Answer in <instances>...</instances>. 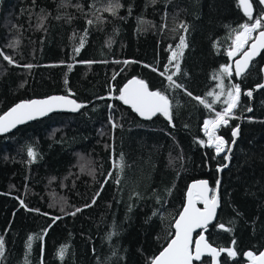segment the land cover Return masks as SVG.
I'll return each mask as SVG.
<instances>
[{
	"label": "trees",
	"instance_id": "trees-1",
	"mask_svg": "<svg viewBox=\"0 0 264 264\" xmlns=\"http://www.w3.org/2000/svg\"><path fill=\"white\" fill-rule=\"evenodd\" d=\"M249 1L259 18L264 8ZM254 19L237 0H0V52L13 60L0 55V113L49 93L82 105L0 135V264L147 263L171 234L187 181L203 177L213 188L222 154L199 125L223 109L233 85L238 105L216 128L226 143L246 109L264 49L240 76L225 49ZM129 76L168 96L171 121L162 113L140 120L118 99ZM249 109L204 230L218 250L236 252H222L219 264H242L264 244V88Z\"/></svg>",
	"mask_w": 264,
	"mask_h": 264
},
{
	"label": "snow or ice",
	"instance_id": "snow-or-ice-1",
	"mask_svg": "<svg viewBox=\"0 0 264 264\" xmlns=\"http://www.w3.org/2000/svg\"><path fill=\"white\" fill-rule=\"evenodd\" d=\"M239 3L243 6L245 15H247L249 20H253V6L249 0H239ZM259 3L264 5V0H259ZM262 21H264V14H261L260 18H255L252 24H242L240 26L242 31H238L235 35L234 47L228 52V56L233 57L237 53H242V58L236 61L235 74L237 76H240L243 70L248 67L249 61L254 56L258 55L261 49H264V23H262ZM89 23H91V21H89ZM257 31L258 35L253 38L252 34ZM250 40L252 41L251 45L245 49V46L249 44ZM184 44V38L181 37L178 47L184 46ZM76 51L78 52L79 49ZM0 55L4 54L0 52ZM175 55L176 54L173 53V58H175ZM4 59L8 60L9 63H13L12 58L9 56L4 55ZM27 67H31V65H27ZM176 67L177 70H179L178 64ZM161 75H163V73H161ZM221 75L231 76L232 71L230 66H222ZM167 79L172 81L175 87H182V85L173 81L172 75H169ZM220 86L223 89V81H221ZM258 87L264 88V84L258 85ZM223 94V91H221V93L217 95V99ZM245 94L251 96L252 92L248 91ZM188 95L192 94L189 92ZM209 95H212V93H209ZM240 95V86L236 84L227 92V99L224 101L227 107L224 108L222 112L216 113V119L206 120L204 122V130L205 134L208 136L209 144H215L217 154L224 150L226 142L222 137L215 135L214 129L221 124H227L225 117L231 114L233 109L237 107ZM118 99L122 100L124 104L130 105L140 116L146 119H151L157 113H162L169 121L172 119L168 96L160 91H149L148 86L142 80H130L128 84L120 89ZM197 99L200 98L197 97ZM200 103L205 104L206 107H211V105L207 104L203 99H200ZM69 105H71V111H76L82 107V105L77 104L74 100L67 99L63 96L21 102L4 115H0V133L8 132L19 124H24L27 121L46 116L58 108L67 107ZM248 111H251V109H248ZM237 134L238 128L233 130V137ZM201 143H203V141H201ZM28 154L29 156L34 155L31 149H29ZM218 185L219 181H217V186ZM209 191L210 189L207 181L195 182L190 186L187 193V204L174 225V238L171 239L167 247H165L158 256L152 259L151 264H194V261H200L202 264V257L205 254L215 261L224 251H227L230 257L236 256V252L231 248L227 250L220 248L218 250L216 247H213L202 233H197L199 238L195 239V241L193 240V232L196 229H205L216 213L218 196L212 195L210 197L208 195ZM198 202L203 204L202 209L196 206ZM77 211H79V209H77ZM74 214L75 213H73V215ZM220 228L225 229V226L221 224ZM225 230L227 231L229 229ZM2 248L3 241L0 239V249ZM61 252H63V249H61ZM245 255L251 261V264H264V252H260L259 255H256L252 251H249L245 253Z\"/></svg>",
	"mask_w": 264,
	"mask_h": 264
},
{
	"label": "water",
	"instance_id": "water-1",
	"mask_svg": "<svg viewBox=\"0 0 264 264\" xmlns=\"http://www.w3.org/2000/svg\"><path fill=\"white\" fill-rule=\"evenodd\" d=\"M237 2H238V6H239L241 12H242L243 14H245L244 9H243V6L240 5L239 0H237ZM249 2H250V1H249ZM256 2H257L262 8H264V5H261V4L259 3V0H256ZM261 14H264V11L261 12V13L259 14V18L261 17ZM262 22H264V21H262ZM252 23H254V21H253ZM239 30H240V29H239ZM239 30H238V31H239ZM238 31H237V32H238ZM258 31H259V30H258ZM258 31H257V32H254V33L252 34V35H253V38H255V37L258 35ZM237 32H236V33H237ZM233 36H234V35H233ZM251 43H252V41L250 40V41H249V44L245 46V49H247V48L251 45ZM261 50H262V49H261ZM261 50H260V51H261ZM260 51H259V52H260ZM256 56H257V55H256ZM256 56H254V57H256ZM254 57H253V58H254ZM241 58H242V53H237L235 56H233V57L230 59L231 67H232V70H233V73H234L235 76H237V75L235 74L236 61H237V60H240ZM253 58H252V59H253ZM244 70H245V69H244ZM244 70H243V71H244ZM133 79H136V80H142V79H138V78H136L135 76H129L127 79H125V80L122 82V84H121L120 87H119V91H120V89H122L126 84H128V82H129L130 80H133ZM142 81H143V80H142ZM143 82H144V81H143ZM144 83H145V82H144ZM261 84H264V63H263V65H262V67H261V70H260V80H259V82L253 84V85L251 86V88H247V89H245V90H244V94L247 93L248 91H251V92L253 93L254 91H257L258 89H261L260 87H258V85H261ZM149 91H154V90L149 89ZM54 96H63V97H65V98H67V99L74 100L77 104H79V102H77L73 97H71V96L68 95V94H64V93H49V94L44 95V96L31 97V98H27V99H18V100H16V101H14L12 104H10L8 107H6V108L0 113V115H4V114L7 113L11 108H13L15 105H17V104H19V103H21V102H26V101H31V100H43V99H47V98L54 97ZM245 96L247 97L248 105H247V107H246V109H245L244 111H242L241 113H239V115H238V123L240 122L241 119L246 118V116H247L248 113H249L248 109H249V104H250V102H251V96H248V95H246V94H245ZM194 99H196V98H194ZM196 100H197V99H196ZM122 103L124 104L123 101H122ZM125 105L128 106V107H129V108L135 113V115H136V117H137L138 119H140V120H148V119H146L145 117L140 116L139 113H137V112H136V111H135L130 105H127V104H125ZM70 108H71V105H69V106H67V107H63V108H58L57 110H55V111L49 113L48 115H50V114H52V113L74 114V113H76V112L79 110V109H77L76 111H71ZM48 115H46V116H48ZM46 116H43V117H46ZM43 117H38L37 119H39V118H43ZM226 117H227V116H226ZM31 121H32V120H31ZM28 122H30V121H27V122H25V123H28ZM25 123H24V124H25ZM238 123H237V125H235L234 127H232L231 130L229 131V136H230V138H229L228 142L226 143L224 150L221 151V152L219 153V154H222V160H223V161H222V163H221L220 165H218V166L216 167V177H215V182H214V184H213V188H211L210 185H209V183H208V187H209V189H210L208 195H209L210 197H211L212 195H217V190H218V186H219V185L217 186V181H219V176H220L221 171L224 170L225 167L227 166V163H228V154H229V152H230L229 149L231 150V147H232V145H233V141H235L236 138H237V135H236L235 137H233V130L238 128ZM21 125H23V124H19V125H17L16 127H19V126H21ZM16 127H15V128H16ZM15 128H12V129H11L10 131H8V132L0 133V135H4V134H6V133H9V132L13 131ZM214 153H215V152H214ZM215 154H217V153H215ZM225 165H226V166H225ZM199 181H207V182H208V180H207L206 178H203V177L194 178V179H191V180L187 181V183H186V185H185V187H184V190H183L182 202H181V204H180V206H179V208H178L176 214L174 215V217H173V219H172V221H171V223H170L171 234H170L169 237L166 239V241L162 244V246L156 251V253H155V254L149 259V261H148L147 263H145V264H151L152 259H153L154 257L158 256L159 253H160L161 251H163V249H164L165 247H167V245H168V243L171 241V239L174 238V234H175V227H174V225H175L176 220L179 219V215H180V213L183 212V209H184L185 205L187 204V193H188V190H189L190 186H191L193 183H195V182H199ZM196 206H197L198 208H201V209L203 208V204H202V203H199V202L197 203ZM217 207H218V204H217ZM216 210H217V208H216ZM215 216H216V213H215ZM215 216L213 217V219L209 222V224H208L207 226H209L210 224H212V223L214 222V220H215ZM217 227H220V225H217ZM205 229H206V228H205ZM205 229H196V230L193 232V240L195 241V239H198V238H199V237L197 236V233H202V234L204 235V230H205ZM204 236H205V235H204ZM212 246H213V245H212ZM213 247H215V246H213ZM193 250H194V244H193ZM260 252H264V244H263L262 247H261L257 252H255L254 254L259 255ZM203 257L208 258V264H219V261H218L217 258H216L215 261H213L212 258L209 257L207 254H205ZM203 257H202V258H203ZM243 259H244V261H243L242 264H251V261L247 258L246 255H243ZM194 264H201V263H199V261H194Z\"/></svg>",
	"mask_w": 264,
	"mask_h": 264
},
{
	"label": "bare ground",
	"instance_id": "bare-ground-1",
	"mask_svg": "<svg viewBox=\"0 0 264 264\" xmlns=\"http://www.w3.org/2000/svg\"><path fill=\"white\" fill-rule=\"evenodd\" d=\"M251 24H252V23H251ZM239 31H242V28H240ZM235 35H236V34H235ZM235 35L233 36L234 38L231 39V45H230V47L228 48V51H227V57H229V56H228V52L231 51V50L233 49V47H234ZM234 56H235V55H234ZM229 58H231V57H229ZM226 107H227V105H225L224 107H222L223 109H221V110L223 111L224 108H226ZM221 110L218 111V112H222ZM214 119H216V114H215V118H214ZM214 119H212V120H214ZM206 120H211V119H209V118H205V119H203L202 123L200 124V130H201V132L203 133V135L206 136V137H205V138H206V145H207V146H210V147H212V148L215 149V144H214V143H213V144H209L208 136L205 134V130H204V122H205ZM214 133H215V135H217V134H216V129H214ZM217 136H218V135H217ZM214 152L216 153V150H215Z\"/></svg>",
	"mask_w": 264,
	"mask_h": 264
},
{
	"label": "built area",
	"instance_id": "built-area-1",
	"mask_svg": "<svg viewBox=\"0 0 264 264\" xmlns=\"http://www.w3.org/2000/svg\"><path fill=\"white\" fill-rule=\"evenodd\" d=\"M227 51H228V49H225V55H226V57H227ZM232 58V57H231ZM231 58H229V57H227V59H228V62L230 61V59ZM234 86V85H233ZM232 86V87H233ZM214 114H216L218 111H215V110H212V109H210ZM215 116V115H214ZM230 116H232L231 114H229L227 117H230ZM205 118H207V117H204L203 119H205ZM203 119H202V121H203ZM202 121H201V123H202ZM200 123V124H201ZM200 126V125H199ZM199 131H200V129H199ZM200 133H201V131H200ZM202 134V133H201ZM205 138V137H204ZM205 147H206V145H205ZM206 148H209V147H206ZM213 153H214V151H213ZM215 154V153H214Z\"/></svg>",
	"mask_w": 264,
	"mask_h": 264
},
{
	"label": "rangeland",
	"instance_id": "rangeland-1",
	"mask_svg": "<svg viewBox=\"0 0 264 264\" xmlns=\"http://www.w3.org/2000/svg\"><path fill=\"white\" fill-rule=\"evenodd\" d=\"M227 49H228V48H227ZM7 61H8V60H7ZM231 115H232V114H231ZM214 118H215V117H214ZM214 118H213V119H214ZM211 120H212V119H211ZM205 137H206V136H205ZM213 149H214V148H213ZM214 151H215V149H214ZM225 253L227 254V251H226ZM227 255H228V254H227Z\"/></svg>",
	"mask_w": 264,
	"mask_h": 264
},
{
	"label": "flooded vegetation",
	"instance_id": "flooded-vegetation-1",
	"mask_svg": "<svg viewBox=\"0 0 264 264\" xmlns=\"http://www.w3.org/2000/svg\"><path fill=\"white\" fill-rule=\"evenodd\" d=\"M13 1V0H12ZM263 12V11H262Z\"/></svg>",
	"mask_w": 264,
	"mask_h": 264
}]
</instances>
